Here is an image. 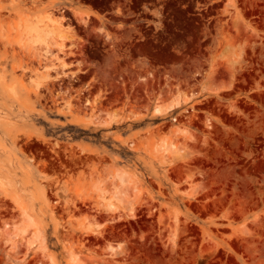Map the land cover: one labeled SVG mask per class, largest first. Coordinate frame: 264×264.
Instances as JSON below:
<instances>
[{
    "label": "rangeland",
    "instance_id": "rangeland-1",
    "mask_svg": "<svg viewBox=\"0 0 264 264\" xmlns=\"http://www.w3.org/2000/svg\"><path fill=\"white\" fill-rule=\"evenodd\" d=\"M0 264H264V0H0Z\"/></svg>",
    "mask_w": 264,
    "mask_h": 264
},
{
    "label": "bare ground",
    "instance_id": "bare-ground-1",
    "mask_svg": "<svg viewBox=\"0 0 264 264\" xmlns=\"http://www.w3.org/2000/svg\"><path fill=\"white\" fill-rule=\"evenodd\" d=\"M41 35V34H40ZM38 34H36V39L38 40V43L39 44H44V41L42 39V36H40ZM210 91H215V90H210ZM186 98H184V96H177L176 98H174L173 100H171L170 102L166 103L164 106L160 107V106H157L155 111L158 112V113H162L164 110H170V109H173V108H176L178 107L182 102H185ZM187 100V99H186ZM33 237H36V234L32 235L31 238Z\"/></svg>",
    "mask_w": 264,
    "mask_h": 264
}]
</instances>
